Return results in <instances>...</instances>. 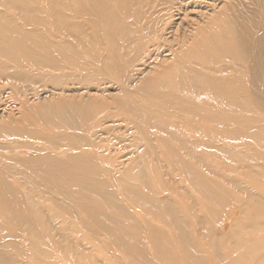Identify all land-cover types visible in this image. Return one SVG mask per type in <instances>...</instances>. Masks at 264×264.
<instances>
[{"label":"bare ground","instance_id":"bare-ground-1","mask_svg":"<svg viewBox=\"0 0 264 264\" xmlns=\"http://www.w3.org/2000/svg\"><path fill=\"white\" fill-rule=\"evenodd\" d=\"M185 1L0 0L2 120L8 108L7 102L5 103L4 97L2 98L3 87L9 86L11 91L5 94H9L8 98L13 99L22 112L34 111L46 121L48 118L49 121L59 123L61 126L80 129L83 114L87 116L85 123L89 125L93 122L91 114L85 113L88 108L81 104L82 101L71 104L58 101L62 98V89L58 86L62 85L63 81L72 79L79 83L87 82L86 85L96 81L100 82L98 84H111L116 92L109 87L110 90H99L96 86L87 87L85 89L88 98L98 99L99 93L103 92L105 95L110 94L109 98L112 101L120 99L119 109L125 114L122 120L129 126L130 131L135 132L133 138L128 139L133 150L131 156L127 155L126 160L121 161L119 160L125 156L115 154L112 149L100 144L95 133L91 136L73 133L75 135L73 137L68 135L59 137H62L61 145L82 144L92 148L94 154L100 158V162L96 163L82 152L81 154L54 151L59 149L60 142L45 135L43 131L44 134L36 130L35 133L34 130L31 131L32 128L30 132L35 134H31L27 129L22 136L34 137V141L35 138H40L48 143L52 150L44 152L46 148L41 141L33 145L30 141L18 142L14 138L16 135L14 132L17 130L14 128L13 132L12 128L0 124V138L13 137L8 142H0V264H27L18 260V255H25L26 252L12 228L16 220L27 226L25 232H29L30 236L27 239L30 240L28 243H31L34 237L35 244L32 242L34 246L30 245L33 251H30V248L26 249L30 251L27 256L35 264H62L59 260L62 249L67 256L73 255L76 258V264H81L80 257L86 256L79 249L83 247L80 241L84 238L71 237L66 231L71 224L77 225V229H88L86 225L93 226L88 229L96 232L93 240L103 245V240L95 231L96 227L94 228L101 225L113 236L112 240L119 241L120 247H129L125 252H128L131 258L137 259L140 264H211L205 250L195 240V234L210 244L213 249L212 255L219 264H228L231 261L227 252L233 257V261L240 264H250L251 258L256 260V264H264V242L244 241L232 233L229 239L234 243L230 247L225 244L228 227L236 226L239 220L238 210L227 216V223L222 229H218L211 224L207 203L199 201L197 204L193 200L190 201L192 196L188 187L175 185L174 182H171L170 186L163 181L162 184L167 185L166 189L172 187L173 192L177 194L174 196L167 194L158 196L156 193L159 192L152 189L153 182L150 178L154 181L155 169L153 166L150 168V165H153L152 162H161L158 150L164 147L172 155L171 163L180 165L184 172H187L190 182L205 198L224 199L217 189L220 188L225 192V199L230 196L238 204H247L252 208L264 210V195L247 183L223 174L217 176L215 174L221 179L215 180L210 177L212 171L209 168L205 169V165L202 169H195L194 163H200L203 157L194 155L191 150L195 147H215L223 151L228 158L241 162L245 155L248 156L235 148L217 143L213 136L209 134L213 137L211 139L207 134L214 131L213 134L219 137L223 130L233 132L239 127L252 130L255 127L254 122L259 121L260 118L253 119L251 116L253 107L246 109L245 115L238 112L239 109H244L243 99L252 98L251 92L241 88L230 89L227 85L248 76L254 83L264 82V28L258 30L255 36H250L252 39L255 38L253 39L255 44L251 46L248 43L250 39L245 37L248 27L244 25L245 19L240 15L242 5L238 7L239 1L220 0L217 3L214 2L217 0H209V4L204 5L195 15H188L189 20H184L188 10L184 6ZM253 1L260 6L264 5V0ZM142 65L146 67L143 68ZM113 83L120 86L114 87ZM49 84L55 87L46 90ZM41 91L46 92L45 97L39 95ZM29 95L34 103H29ZM211 99L216 104H208ZM167 104L177 105L171 115L160 109L166 108ZM99 106L101 105L93 103L90 109ZM104 107L106 111L112 108L107 105ZM173 117L177 118V121H172ZM10 118L12 119V116ZM29 122L31 124L30 120ZM54 123L53 125H56ZM235 123L237 125H234ZM171 126L178 130L170 131ZM92 131L93 129L89 132ZM249 134L258 141L263 139L257 130ZM20 143L31 147L30 152H37L39 155L19 156L5 153L21 147ZM120 146L123 149V146ZM116 149L118 150V147ZM154 151L156 154L152 153ZM75 159H83L87 163L76 165ZM245 167H248L246 171L248 175L256 176L255 167H259L257 164ZM9 176L19 179L22 187L12 184L8 180ZM57 177L62 178H59L62 180L59 181L60 184ZM224 183H228L230 188ZM233 186L246 196H238ZM154 187L158 188L156 185ZM53 192L63 193L64 197H70L71 194L79 199L84 198L83 206L90 212L87 220L83 221L77 206L74 205L73 208L72 203L67 200L64 204L61 201L55 205L61 210L64 207L73 213L76 219L65 220L59 209L50 211L48 203L41 199L47 200ZM123 194L128 199L132 198L138 206H142L144 219L136 221L137 211L131 209L133 206L130 209L126 207L127 199ZM28 209L31 212L30 216L26 213ZM110 209L136 226L141 224L146 230L156 231L157 234L150 232L145 236V241L140 242L144 244L150 240L153 246L160 250L157 248L149 254L145 249L143 251L146 252V256H137L135 251L139 245L135 244L136 236L120 224V217L109 215ZM150 213L161 221L168 222L173 227V235L165 232V227L151 221V217L147 219ZM190 213L197 215L199 225L197 228H193ZM214 217L217 218L216 214ZM251 225L253 229L258 226L254 223ZM60 231L62 236L60 234L61 237L56 239V234ZM47 239L53 244L51 245ZM147 244L149 245V243L144 245ZM50 246L60 250H57L60 253L59 257ZM166 246L169 247L168 251ZM117 258L124 261L118 256Z\"/></svg>","mask_w":264,"mask_h":264},{"label":"rangeland","instance_id":"rangeland-1","mask_svg":"<svg viewBox=\"0 0 264 264\" xmlns=\"http://www.w3.org/2000/svg\"><path fill=\"white\" fill-rule=\"evenodd\" d=\"M234 1H236V0H234ZM237 1H239L238 7L240 4L242 5V7L240 8V15L243 18L242 17L241 18L247 20V21L244 20V25L248 27L247 32H246L247 34H245V37L250 39L248 41V43L251 44V46H253L252 44L255 42V40H253V39H255V38L253 37V39H252V38H250V36L251 37L255 36L257 34L256 32L258 30H262L264 28V19H263L264 18L263 17L264 16V5L260 6L256 1H253V0H237ZM214 2L219 3L220 0H217ZM209 3H210L209 0H186L184 6H186V9H188V10H186L185 16L183 14L184 20L185 19L189 20V18H187V17L193 16L192 14L195 15V13L199 9H201L204 5L206 6ZM261 34L263 35V33H261ZM142 67L145 68L146 66L142 65ZM147 68H149V67H147ZM86 83H79L77 80H73V79L63 81L62 85L58 86V88L62 89V98L59 100L57 99V100L58 101L62 100V103H69V104L80 103L82 101L81 104H83V106H85L86 109L88 108V110H85V113L91 114L90 116L93 119V122H90L89 125L87 123H85L86 122L85 117H87V116H85V114H83V117L81 120L82 121L81 127H80V129H78V128H69V127L64 126V125L61 126L59 123H54L51 120L49 121L48 118L46 121L42 116H41L42 117V119H41V117L39 116L40 114L34 113V111L33 112L32 111L31 112H22L15 105L16 102L12 101L13 99L11 100L10 98H8L9 96H7V95H9V94H5V93H10L11 88L9 86L3 87L4 89H3L2 98L4 97L3 100L5 101V103L7 102L6 106L8 108L5 107V104L3 105L4 109H6V108L7 109L4 113V116H5L4 119L5 120L4 119L2 120L0 118V124H3L5 127L7 126L9 128H12V130L10 129L11 131H13V129L15 128V130H17V132L15 130H14L15 132L13 131L14 133H16L14 138L17 139L18 142H29L30 141V143L33 145V144H35V143L37 144L41 141V142H43V147L46 148V150H44V152L51 151L52 147L48 143H46L44 140H42L40 138H38V139L35 138V141H36L35 142L34 137L32 138L31 136H28V135H26L28 137L22 136L25 133V130L27 131V129H28L29 130L28 132H30V129L32 128L31 131L36 130L39 133L44 132L45 135L53 137V139L58 140L60 142L59 149L54 150V151H57V152L61 151L64 153L65 152H73V153H81L82 152L83 155L87 156V158H90L91 160H94V162L99 163L100 158L96 156V153L94 154V151L91 150L92 148H89L88 146L85 147L82 144L61 145L62 144V139H61L62 137L59 138L62 135H68L70 137H73V136H75L73 133L83 135V136L84 135L85 136H91L93 133H95L96 134L95 136H97V139L100 142V144L107 146L109 149H112V152H114L115 154H120L121 156H125V157H123V159L121 158L119 161L126 160L127 155H130L131 151H133L132 148H130L132 146L131 141H129L128 139L129 138L132 139L133 134L135 132L130 131L129 126H127L122 120L125 118V114H124L123 110L119 109L121 100L116 99V100H118L117 102H116V100L112 101L109 98L110 94L106 93V95H105V93H103V92H102V94H100L101 92L99 93L98 96L100 98L97 96L98 99L90 100L88 98V95H87V92L85 89L87 87H93V86L95 87L96 86V87H99V90H110L111 89V90H114V92H116L115 88H113L111 86V84H109V83L98 84L100 82H96V81L95 82H89V85H86ZM113 84H115L114 87L115 86L117 87L119 85L118 83H113ZM48 86L49 87L46 90H48L51 87H55V85H52V84H49ZM227 87L230 89H235V90L238 88L239 89L240 88L245 89L246 91L249 90L252 94V95L250 94L252 96V98L250 97L251 99H249V97H248V99H243L244 109H241V110L239 109L238 112H241V114L245 115L246 109L248 110V108L253 107L254 110L251 113L252 115L251 114H249V115L253 116V119H255V118H258V119L260 118V119H259V121L254 122L255 127L252 130H249V129L244 130V128L239 127V128H237L236 131L231 132V131H228V129H225L222 131V133L219 135V137H216L215 134H213L214 131H209V133L207 134V137L211 138V139L214 137V139L216 140L217 143H220V144L222 143L226 147H229L232 149L235 148V150L242 151L243 153L248 154V156L243 154L245 156L242 159L243 162H241V161H236V160H232V159L228 158L227 156H225L226 154L223 151H221L220 149H217L215 147H212V148L211 147L210 148L209 147L208 148L195 147V148L191 149V150H193L192 153L194 155L202 156L203 157L202 161L204 162L203 163L201 161L200 163H197V164L194 163V165L196 167L195 169H197V168L202 169L203 166L205 165L204 166V168L206 167L205 169L209 168L212 171V175L210 176L211 178H213L215 180H221V179H218V177H216V176L222 175V174L227 175L231 178L236 177V178H238V180L247 183V185H249L253 189L257 190L261 195H264V175H263L264 174V167H262V166L260 167V165L264 166V155L258 156L256 154V153H264V82L259 81L257 83H254V82H252L251 78L248 76V77H246L240 81L234 82L233 84L227 85ZM92 89H94V88H92ZM64 91H65V93H64ZM117 91H118V89H117ZM246 91H245V93L248 94V92H246ZM4 94H5V96H4ZM119 94H121V93H119ZM39 95H41L42 97H45L46 92L41 91ZM80 95H82V96H80ZM57 96L58 95H55V97H57ZM28 97L30 98L29 103H34L33 100L31 101V98H32L31 95H29ZM4 101H3V103H4ZM10 101H12V102H10ZM93 103L95 105H101V106L95 107L91 110L90 105H92ZM117 103L119 106L116 105ZM113 104H115V105H113ZM208 104H216V102L211 99V100H209ZM105 105H107L108 107L112 106V108L110 110L106 111V110H104ZM176 106L174 104L172 106H170V104L169 105L167 104V105H165L166 108L162 107L160 109L163 110V112H166L167 115L168 114L171 115V113L173 112L172 110H176ZM14 109H16V110H14ZM8 113H10L11 115ZM32 113H33V115H32ZM6 114H8V115L6 116ZM34 115H36V116H34ZM11 116H12V119L14 121L10 118ZM26 116H27V118H26ZM114 116H115V118H114ZM36 117L37 118L39 117V118L37 119ZM25 118H26V120H25ZM27 119L31 121V124H30V122L28 123ZM35 119H36V121H35ZM38 120H40V121H38ZM172 121H177V118L173 117ZM46 122H52V123L46 124ZM203 122L206 123L205 121H203ZM53 123L56 125H53ZM209 123H212V122H209ZM10 124H12L13 126ZM32 124H34V125H32ZM37 125H39V126H37ZM234 125H237V124L235 123ZM55 126H57V127H55ZM58 126L61 128H59ZM85 129H87V130H85ZM92 129H93V131H92V133H90ZM106 129H107V131H106ZM21 130H22V132H21ZM40 130H41V132H40ZM84 130L86 133L84 132ZM96 130L98 131V133H96ZM176 130H178V129L175 128V126H171L170 131L175 132ZM256 130L263 137V139L260 141L253 139L249 134V132H253ZM18 131L20 132V134ZM36 131H35V133H36ZM126 131H128V132H126ZM30 133L35 134L34 132H30ZM70 133H72V134H70ZM209 134L213 137L209 136ZM110 135L113 137H111ZM148 136H149V134H148ZM196 136H198V135H196ZM21 137H23V138H21ZM11 138H13V137H9V138L1 137L0 142H2V143L8 142ZM102 138H103V140L101 141ZM118 138H119V140H116ZM120 141H121V143H120ZM20 145H21V147L19 146L18 148H15L13 151H11V152L6 151L5 153L19 154V156H37L36 154L39 155V153H37V152H33V151L30 152L31 147H27L23 143H20ZM115 145H117V146H115ZM120 145L123 146V149L120 148L121 147ZM125 145L127 146V148H125ZM143 146H144V144H143ZM143 146H142V148H143ZM242 146H244V147H242ZM117 147H118V150L116 149ZM144 148H145V146H144ZM41 152H43V151H41ZM28 153H30V154H28ZM152 153L156 154L155 151ZM158 153L161 155L160 161L162 163L161 162H152L153 165H150V168L153 166V168L155 169V170H153V171H155L154 181H153V178H150V180L153 182L152 189L159 192V193H156L158 196H167V195H169V196L173 195L174 196V195H177L176 193L173 192L172 187H171V189H166L167 185L162 184L163 181L168 183V185H170V186H172L171 182H174L175 185H179V186L181 185V186L188 187L189 192L192 196L190 201L192 202V200H193V201L197 202V204L199 201H201V202L203 201L204 204L207 203V205H208V216H210L209 218L212 221L211 224H213L218 229H220V228L222 229L224 224L227 223V220H228L227 216H231V213L233 214V212H236L237 210L239 211V213H238L239 220H238L236 226L232 225V226L228 227L229 230L227 229L228 233L225 237L226 246L230 247L231 244L234 243V242L230 241V239H229V237L232 233L236 234L238 237L242 238V240H244V241L249 242V241L255 240V241H259V242H264V214H263L264 210L252 208L251 206H248L247 204L246 205L245 204H238L230 196H227L226 197L227 199H225V192L220 188H217V189L224 196V199L223 198H217V199L213 200V199H209L208 197L205 198L200 193H198L197 189L190 182V180L188 179L187 172L185 173L180 165L171 163L173 161V158H172V155L168 152V150H166L164 147H161L158 150ZM31 154H33V155H31ZM182 154H184V153L182 152ZM88 155H89V157H88ZM91 155H93V156H91ZM249 156H251V158ZM186 158L189 159L190 157L186 156ZM75 160H74V163L76 165H79V164L84 165L87 163L83 159H75ZM129 163H130V161H129ZM253 164H257V166H259L258 168L255 167L256 168L255 172H257L255 177L248 175L246 173V171L248 170V167H245V165L248 166V165H253ZM82 165H80V166H82ZM128 165L129 164H127V166ZM162 166H165V168L164 167L162 168ZM208 172H209V170H208ZM215 174H216V176H215ZM51 178L53 179V177H51ZM59 178H61V177L56 178V179H58V182L62 181ZM8 180L12 184H14L15 186L22 187V184H21L22 182L19 179H17L16 177L9 176ZM59 184H60V182H59ZM224 184H226L230 188V185L228 183H224ZM154 185H156L158 188H155ZM233 189L238 194V196H240V197L246 196V194L241 193L238 190H236L237 189L236 186H233ZM147 191H150V190L147 189ZM53 194L57 195V196H54ZM53 194H52L53 196L51 195L47 200H45V198L41 199L43 202L46 201L48 203V206L51 208L50 211H53L54 209H55L54 211H56L57 209H59V211L62 212V218H65V220L68 218L70 220H73L74 218L76 219L77 217L73 216V213L71 214V212L64 209V207H62V210H61L60 208H58L57 205H55L61 201H62V204H64L67 200V201L72 203L71 206L73 208H74V205L77 206L78 212L80 213L82 220L83 221L87 220L90 212H89V209H87L86 207L83 206V204L85 203L84 198L79 199L78 197H73V195H71V194H70V197H64L63 193L60 194V193L53 192ZM164 194H167V195H164ZM74 195H76V194L74 193ZM123 196L127 199L125 201L126 207H128V209H130V207L133 206L131 209H134L137 211V215H135V216H138V217H136V218L134 217L136 219V221H140V219H144V214H143L144 209L142 208V206H138L137 204H135L134 200L132 198L128 199L124 194H123ZM54 197H57V198H54ZM83 208H85V209H83ZM196 208H198V207H196ZM151 210H154V209L151 208ZM26 213L28 214V216L31 215V212L29 211V209L26 210ZM215 214H216L217 218L214 217ZM109 215L118 216L114 213V211L112 209L109 210ZM148 215L149 216H147V219H149L151 217L150 218L151 221L155 222L157 225L165 227V232H169L173 235V227L168 222L161 221L160 218H158L157 216H155L152 213H150ZM190 215H191L190 218L193 222V228H197L199 226L198 222H197V220H198L197 215L192 214V213H190ZM118 217H120V221H121L120 224L125 226L127 228L128 232L130 231L137 238V239L135 238V244L140 246V247L139 246L136 247V248H138L135 251V254L137 256H143V255L146 256L145 255L146 252L143 251L145 249H146V251L149 252V254L153 250H157L158 247L156 248V246H153V244H152L153 242H151L150 240H148V242L147 241L144 242V244L149 243V245L148 244L144 245L142 242H140V240L145 241V239H144L145 236L150 232H151V234L152 233L157 234L156 231L146 230L144 227H142L141 224L136 226V224H132V221H130L128 219H125L121 216H118ZM159 220H160V222H159ZM252 223H254L255 225H258V226H256V229H253V225H251ZM71 226H73V227H71ZM71 226L68 228L71 230H68V229L66 230L68 233H70L71 237L81 236L84 238L83 241H80V243L83 245V247H81L79 249H80V252H82L86 256L80 257L79 260H80L81 264H95L94 263L95 261H98V263H96V264H140L137 261V259L131 258L129 253L125 252V250L127 251L129 249V247H127V248L126 247H120L119 241L112 240V239H114L113 236L110 234V232L108 234L106 232L107 230H105L101 225L100 226L96 225V226H94V228L96 227L95 231H97L100 239L103 240V242H104L103 245L98 244L96 242V240L95 241L93 240V237H94L93 235L96 234V232H93L92 230H88L90 228H93V226L86 225L87 226L86 228H88V229H85V228L77 229V225H72V224H71ZM111 226H112V224H111ZM12 228H13L15 234L18 235V241H19L21 247L26 252L25 255L19 254L18 260L19 261L22 260L23 262H26L27 264H29V263L35 264L31 259H29V256H27V254L29 255L31 250L33 251V247H31V246H34V245H32V242L33 243L35 242L34 237H32L33 241H31V243H28L30 240L28 241L27 239H29L30 236H28L29 232H25V231H27L26 230L27 226L25 224H23L22 221L16 220L12 224ZM39 231H41V230L39 229ZM76 231H78V232H76ZM195 233H197V232H195ZM60 234L62 236V231L57 233L56 234L57 236L55 238L58 239L59 237H61ZM106 234H108L109 237H107ZM121 234L122 233H120V235ZM195 235H196L195 240L205 250V254L207 255L210 263L211 264H219L217 259L214 258L212 255L213 249L210 246V244L206 243L207 241L203 240L202 237L199 236L198 234H195ZM60 240L62 241V239H60ZM128 240L130 241L129 237H128ZM47 241H49V243L51 245L53 244L52 241L50 242L49 239H47ZM47 241H46V243H48ZM43 243H45V242L43 241ZM107 243H108V245H105ZM42 245H44V244H42ZM26 248H28V249L30 248L29 249L30 251L28 252V249H26ZM50 248L52 250H54L55 251L54 254L57 257H59L60 253L58 251H60V250H58L57 248L54 249L55 246H50ZM166 249L168 251L169 247L166 246ZM173 249H175V247H173ZM63 250L64 249H62L61 258L60 259L58 258L61 261V263L62 264H76V258L73 255L67 256V254H64L65 250L64 251ZM227 254H228L229 260L231 259V261L228 264H240L237 261H233L234 260L233 257L228 252H227ZM117 256L124 261L119 260L117 258ZM250 264H256V260L254 258H251Z\"/></svg>","mask_w":264,"mask_h":264}]
</instances>
